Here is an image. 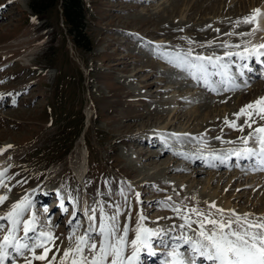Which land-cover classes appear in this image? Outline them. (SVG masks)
<instances>
[{
  "label": "rangeland",
  "instance_id": "1",
  "mask_svg": "<svg viewBox=\"0 0 264 264\" xmlns=\"http://www.w3.org/2000/svg\"><path fill=\"white\" fill-rule=\"evenodd\" d=\"M82 1L84 31L91 50L78 48L70 41L56 9L37 17L32 0H0V148L12 145L0 155V170L11 164L8 175L27 180L23 185L8 181L14 185L11 193L0 189V195L9 196L0 206V215L11 203L30 194L33 211L41 222L58 225L52 231L60 237L57 243L63 241L65 245L70 231L67 221L73 219V211L79 222L86 223L84 201L89 205L101 199L124 204L121 188L134 205L130 229L135 227L139 210L134 192L141 193L143 213L148 217L145 226L154 229L167 230L181 223L175 213L161 205L168 196L189 207L198 202L203 208L204 202L215 201L225 209L264 215V186H254L248 180L252 175L264 174L254 169L255 160L232 156L222 163L212 158L242 146L237 140L242 133L230 136L232 130L224 125V118L234 119L233 113L264 96V64L233 57L231 71L241 87L216 93L173 67L163 55L192 48L195 53L223 56L222 42L237 44L248 39L224 33L249 31L251 25L236 27L234 22L260 5H252L250 0L236 4L233 0ZM224 4L227 9H222ZM260 35L264 33H258L255 42H259ZM189 40L195 43L189 44ZM209 42L211 47L207 46ZM156 45L163 47L157 49ZM244 63L252 68L251 72L238 68ZM240 71L244 76L239 75ZM171 110L196 119H183L167 128L156 116ZM242 122L243 118L238 121ZM144 132L157 134L152 140L159 144L148 145ZM247 132L245 129L243 134ZM173 133L204 135L207 147L183 136L177 139ZM210 133L213 135L208 136ZM216 136L235 143L217 141ZM170 149L186 155L165 163L172 156ZM157 153L163 159L156 164ZM84 159L86 171L81 180L75 167ZM193 159L197 161L190 165ZM164 165H171L172 171ZM233 173H240L245 184L236 187L235 183L230 198L214 185L205 186L211 175ZM129 186L132 191H127ZM110 190L112 196L100 195ZM235 195H241V201H236ZM61 198L67 212L59 208ZM0 224L9 226L7 221ZM176 235L179 230L153 238L154 250L163 253L153 259L142 253V264H163L170 249L162 241L170 244V237ZM132 238L134 233L130 231Z\"/></svg>",
  "mask_w": 264,
  "mask_h": 264
},
{
  "label": "snow or ice",
  "instance_id": "2",
  "mask_svg": "<svg viewBox=\"0 0 264 264\" xmlns=\"http://www.w3.org/2000/svg\"><path fill=\"white\" fill-rule=\"evenodd\" d=\"M262 19H264V12L256 8L250 15L236 20L234 22L236 27L242 24L251 25V29L242 32H226L224 35L248 39L237 44L222 42L221 47L225 49L223 56L215 53L212 55L195 53L192 48L187 51H178L175 55L171 52L163 55L173 67L185 72L197 84L202 83L203 87L211 92L238 90L241 85L236 83V76L231 71L232 58L236 57L240 61L255 59L257 63L264 64V60L261 59L264 57V35L259 36V42L253 39L258 33H264ZM207 27L211 28L212 25ZM215 31L219 32L220 29L217 28ZM188 43L195 42L189 40ZM204 46L201 45V47ZM207 46L211 47V42ZM162 47V45H156L157 49ZM225 58L228 60L227 63ZM238 68L252 71L247 63L238 65ZM239 75L244 76V72L240 71ZM213 77H219V79L214 80ZM243 84L247 87L248 81L245 80ZM0 99L3 97L0 96ZM232 115L234 119L224 118V125L242 133L237 137L242 146L229 149L225 155L214 154L212 158L222 163L232 156H235L237 160L254 159V169L264 172V96L249 102ZM241 118L243 122L238 123ZM245 129H248L246 135L243 134ZM223 131L224 129L221 128V132ZM172 135L177 139L183 136L189 140L198 141L205 147L208 144L203 135L199 137H193L189 133H173ZM214 139L223 143H235V141H224L222 136H216ZM11 148L12 145L0 148V155ZM11 167L12 165L8 164L0 170V189H5L8 193L13 191L14 186L8 181L15 180V185L27 183L26 179H15L8 175ZM32 191L35 192L36 189ZM127 191H132L131 186ZM119 192L124 197V204L104 199L96 200L92 205L85 202L82 212L86 223L79 222L76 212L73 211V219L67 221L70 231L66 237V245L63 241L58 244L57 240L60 237L52 231V228L58 225L53 226L51 221L41 222L33 211L35 205L30 194H25L11 203L10 208L0 215V221H7L9 225L6 227L0 224V264H142V253L148 257L157 255L153 238L161 235L168 236L169 233L178 230L179 235L170 237L172 243L162 241L165 248L170 249L166 251L167 259L164 264H198L201 260L206 264H264V215L251 212L239 213L235 209L219 207L215 201L204 202L206 206L203 208L198 206V202L189 207L183 202L176 203L172 196H168L161 205L164 209L175 213L181 223L173 224L167 230L154 229L145 226L148 217L143 213L141 193L134 192L135 206L139 207V210L135 216V227L130 229L134 205L125 189L121 188ZM113 194L111 190L108 193H100L101 196ZM176 195L179 196V192H176ZM8 200V195H0V206L5 205ZM170 201L172 203H169ZM59 208L62 212L68 211L64 207L63 198ZM108 209L112 211L109 212ZM44 211L47 212L48 209L45 208ZM122 216L124 217L123 225L121 224ZM157 219L169 218L158 217ZM81 229L83 231H80ZM130 231L134 233L132 239H129ZM189 232L191 235L188 234Z\"/></svg>",
  "mask_w": 264,
  "mask_h": 264
},
{
  "label": "bare ground",
  "instance_id": "3",
  "mask_svg": "<svg viewBox=\"0 0 264 264\" xmlns=\"http://www.w3.org/2000/svg\"><path fill=\"white\" fill-rule=\"evenodd\" d=\"M241 2V0H233V3L232 4H236V3H240ZM250 4H252V5H260V9L262 10V12H264V0L263 1H261V0H250V2H249ZM227 6L228 5H223L222 6V9H227ZM228 19V18H227ZM226 19V20H227ZM222 20V19H221ZM232 20V19H231ZM230 20V21H231ZM216 21V20H215ZM217 22H218V20H217ZM220 22V21H219ZM261 23L262 24H264V19H262L261 20ZM218 39H220L221 38V36H218L217 37ZM253 60V59H252ZM252 60H250V62L252 61ZM249 64H251V63H249ZM177 110V109H176ZM183 116V115H182ZM181 116V114H179L177 111H173V110H171V111H164V112H162V113H160V114H158L157 116H156V119L157 120H162V122L164 123L165 122V125H166V127L168 128V127H171V126H173V125H175L176 124V122H180L181 120H183V119H187L188 121L189 120H194V119H196L195 117H194V115H189V117H182ZM168 117H170V118H168ZM150 118V117H149ZM167 118V119H166ZM135 125V124H134ZM220 124L218 123L217 125H216V127H218ZM240 132L239 131H235V130H232V131H230L229 132V134H230V136H235V135H238ZM144 134V138L143 139H146V140H144V141H147L148 142V145H152V147L153 146H155V144L156 145H158L159 143L158 142H154V140H152L153 138L155 139L156 137H157V134H154V133H152V132H144L143 133ZM143 134H141V136L143 135ZM213 134H214V132H213ZM213 134H208V136H211V135H213ZM204 136V135H203ZM207 137V136H206ZM204 139H206L205 138V136H204ZM173 147V146H172ZM175 150V149H174ZM165 151V150H164ZM166 151H167V149H166ZM187 151V150H186ZM168 152L169 153H171L172 154V156L168 159V160H166V161H164L165 163H170V162H173L174 161V159L178 156L176 153H180V151H173V150H171L170 149V151L168 150ZM163 154V153H162ZM189 154V153H188ZM158 157V159L156 160V161H154V163H158V162H160V160L161 159H163L162 157H161V154L160 153H157L156 154ZM186 155V154H185ZM80 161V160H79ZM197 160L196 159H193V161H191L190 162V165H193V163H195ZM86 161H85V159H84V161H81V162H77V165H76V167H75V173L77 174V177H79L81 180H82V178H83V176H84V174H85V171H86ZM164 167L170 172V171H172V169H173V167L171 166V165H164ZM166 172V171H165ZM197 180V179H196ZM243 180H245V179H243L242 177H241V174L240 173H233V174H230V175H226V176H221V175H211L209 178H207V180L205 181V183H206V185L205 186H207V187H210V186H216V188H219V190L220 191H222V192H224V197H226V198H230V197H232V195L231 194H229V192L230 191H232L233 190V187L235 186L234 184L235 183H237V185H236V187H241L242 185H244L245 184V182L243 181ZM249 181H251V184H253L254 186H256V185H259L260 184V186L259 187H261L262 185L264 186V174H257V175H252L249 179H248ZM247 180V184H249V181ZM223 183H225L224 184V186H222V184ZM249 186V185H248ZM237 194V193H236ZM234 199H236V201H241V195H235L234 196ZM84 206H85V201H84V203H83V206H82V208H84ZM263 209H264V205H263ZM86 219V218H85ZM159 238H161V237H156L155 239H159ZM157 253V255L156 256H154V257H152L151 259H153V258H155V257H161V254L163 253V251H157L156 252ZM145 256V255H144ZM148 257V256H147ZM201 262H202V260L201 261H198V264H201ZM164 264V263H163Z\"/></svg>",
  "mask_w": 264,
  "mask_h": 264
},
{
  "label": "trees",
  "instance_id": "4",
  "mask_svg": "<svg viewBox=\"0 0 264 264\" xmlns=\"http://www.w3.org/2000/svg\"><path fill=\"white\" fill-rule=\"evenodd\" d=\"M31 8L37 17L43 16L48 9H56L70 41L78 48L91 50V41L84 31L82 0H32Z\"/></svg>",
  "mask_w": 264,
  "mask_h": 264
}]
</instances>
